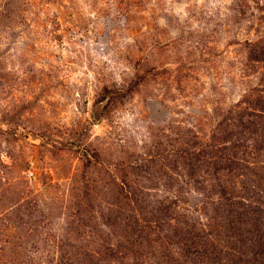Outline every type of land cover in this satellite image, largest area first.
Here are the masks:
<instances>
[{
  "label": "rangeland",
  "instance_id": "1",
  "mask_svg": "<svg viewBox=\"0 0 264 264\" xmlns=\"http://www.w3.org/2000/svg\"><path fill=\"white\" fill-rule=\"evenodd\" d=\"M0 264H264V0H0Z\"/></svg>",
  "mask_w": 264,
  "mask_h": 264
}]
</instances>
